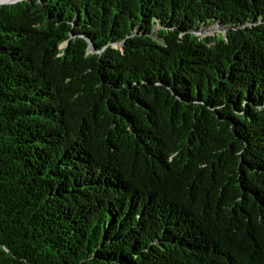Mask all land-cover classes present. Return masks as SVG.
<instances>
[{"label":"trees","instance_id":"16d2710c","mask_svg":"<svg viewBox=\"0 0 264 264\" xmlns=\"http://www.w3.org/2000/svg\"><path fill=\"white\" fill-rule=\"evenodd\" d=\"M0 264H264V0L0 5Z\"/></svg>","mask_w":264,"mask_h":264},{"label":"rangeland","instance_id":"374dc122","mask_svg":"<svg viewBox=\"0 0 264 264\" xmlns=\"http://www.w3.org/2000/svg\"><path fill=\"white\" fill-rule=\"evenodd\" d=\"M220 29L219 27H216V28H213V30H208V31H205L204 34L205 36H214V35H219V32L218 31H221V30H218Z\"/></svg>","mask_w":264,"mask_h":264},{"label":"water","instance_id":"95a60500","mask_svg":"<svg viewBox=\"0 0 264 264\" xmlns=\"http://www.w3.org/2000/svg\"><path fill=\"white\" fill-rule=\"evenodd\" d=\"M18 0H0V5H9L17 2ZM93 52V50H92Z\"/></svg>","mask_w":264,"mask_h":264}]
</instances>
